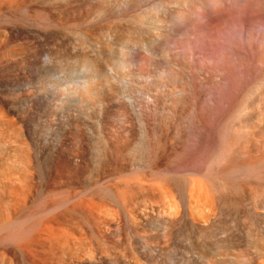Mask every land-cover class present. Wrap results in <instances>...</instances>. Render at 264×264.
<instances>
[{
    "label": "bare ground",
    "instance_id": "obj_1",
    "mask_svg": "<svg viewBox=\"0 0 264 264\" xmlns=\"http://www.w3.org/2000/svg\"><path fill=\"white\" fill-rule=\"evenodd\" d=\"M139 1L0 0V264H185L187 223L207 236L228 205L253 240L226 251L233 264H264V32L250 0ZM124 17L151 21L154 40ZM184 32H212L214 49L196 41L190 56ZM197 238L194 260L219 264Z\"/></svg>",
    "mask_w": 264,
    "mask_h": 264
},
{
    "label": "rangeland",
    "instance_id": "obj_2",
    "mask_svg": "<svg viewBox=\"0 0 264 264\" xmlns=\"http://www.w3.org/2000/svg\"><path fill=\"white\" fill-rule=\"evenodd\" d=\"M142 1V3H140V1H139V6L141 7V8H145V7H147L149 4H151L150 5V7L152 6V4H153V2L154 1H156V0H141ZM144 3V4H143ZM149 3V4H148ZM250 3H251V8H250V18H251V32H264V0H250ZM140 4H142V5H140ZM139 6H137L136 8L137 9H135L136 11H139V10H141L140 9V7ZM149 7H147V9H148ZM143 9H142V11H143ZM150 10V8L148 9V11ZM136 11H135V14H136ZM145 12L147 11V10H144ZM141 14L142 12H137V14H136V16L138 15V14ZM125 18V17H124ZM126 19V20H125ZM124 20L122 19L121 21V23L123 24V25H125V23H126V21H127V17L125 18ZM129 20V19H128ZM134 21V20H133ZM133 21L131 22V20H129V21H127V23H128V25L129 26H131V24L133 23ZM146 21H148L147 23H146ZM145 21V25H141V24H143L144 22H141V23H139V21H134V23H135V25H133V26H136V28H137V33H136V29L133 27V29H135V33H134V35L136 36V37H138L139 39H142L143 37L142 36H144V37H147L148 39L150 38V35L152 34H156V33H154V31H155V29H154V25L152 24V22L151 21H149V20H146ZM136 22H138V23H136ZM127 23H126V25H127ZM133 23V24H134ZM136 24H140L139 25V27H140V30L141 29H143V31L141 30V32H138V30H139V27H138V25H136ZM153 32V33H152ZM185 33V35L187 34V36L184 38V42H185V44H186V39H187V37H188V40H187V46H185V49H187L188 50V54H190V56H191V53H190V48L191 47H193L194 46V44L196 43V41L198 42V43H201V48H203V49H206L207 50V52H211L214 48L213 47H215V43L213 42L212 43V41H211V34H212V32H184ZM208 33V34H207ZM228 33H230V32H228ZM140 34V35H139ZM151 35V38L148 40V39H142V40H145V41H152V40H154V36L155 35H153L152 36ZM73 36V37H72ZM71 37L74 39V36L75 37H78L77 35H72ZM208 36V37H207ZM50 38H48V39H51V41H47V44L49 45L50 43H52L55 39L54 38H52L53 36H49ZM142 37V38H141ZM153 37V38H152ZM192 37V38H191ZM197 37V38H196ZM46 38V39H47ZM54 39V40H53ZM108 39H111V38H108ZM210 40V41H209ZM50 42V43H49ZM162 43H164L163 41H161ZM160 42V43H161ZM51 45V44H50ZM191 45V46H190ZM209 45V46H208ZM214 45V46H213ZM190 46V47H189ZM196 46V45H195ZM198 47V46H197ZM205 47V48H204ZM213 48V49H212ZM117 51H113V53L111 54L112 55V58H109V59H107L106 60V63L104 64V67H103V71H104V73H105V75H107V76H109L110 75V77L113 75V76H119L120 75V73L123 71V70H120V69H123L122 67V63L120 62L121 60H120V57H119V55L116 53ZM141 54H139L140 56H137V58L138 59H146V56H145V54L144 53H142V52H140ZM116 54V56H114ZM137 54V55H138ZM118 55V56H117ZM115 57V58H114ZM111 59V60H110ZM119 59V61H117ZM209 56H207V55H204V57H203V59H202V61H199V63H198V68L202 71L203 70V68H204V66L207 64V63H209ZM115 60V61H114ZM206 60V61H205ZM112 61H113V65H112ZM117 61V62H116ZM119 63V64H117L116 65V63ZM106 64L108 65L107 67H106ZM112 65V66H111ZM202 65V66H201ZM111 67H113L114 68V70H113V68H111ZM116 67H119V68H116ZM143 68V69H142ZM141 69H140V71H141V73H144V75H146V74H151L152 72H153V70L152 69H149V68H145V67H142ZM193 69V70H192ZM110 70H112V71H110ZM124 70H127L126 68H124ZM107 71V72H106ZM146 71V72H145ZM189 71L191 72L190 74H191V76L192 77H195L194 75H196V71H195V69L194 68H190L189 69ZM195 71V72H194ZM116 72V73H115ZM118 73V74H117ZM194 73V74H193ZM115 74V75H114ZM193 74V75H192ZM110 81L111 82H113L114 83V79L113 78H111L110 79ZM112 93V92H111ZM113 95H115L114 94V92L112 93ZM111 94V95H112ZM112 95V96H113ZM96 103H95V101H93L92 103H91V106H89V110L87 109L86 111L87 112H85L84 114H82V115H80L79 116V120H81V124H82V127H85V126H88V125H86L87 123L89 124L90 123V121H91V123L89 124V126L87 127V128H91V127H93L94 126V122H95V117H96V110H97V108H96ZM91 107V108H90ZM88 112L89 113H91V114H88ZM30 114V115H29ZM32 114V115H31ZM84 115V117H82ZM89 115H92V118H94V119H92V118H90V117H88ZM95 115V116H94ZM35 115H34V113H33V111H29L28 112V114H27V120H28V122L30 123V122H32V121H35V117H34ZM94 116V117H93ZM30 117V118H29ZM87 117V118H86ZM90 118V119H89ZM34 119V120H33ZM86 120H90V121H86ZM83 122V123H82ZM86 123V124H85ZM83 125H85V126H83ZM90 125H91V127H90ZM93 125V126H92ZM187 173V174H186ZM185 174H186V177L187 178H189V180L187 179V181H189L188 183V187H189V185H190V187L191 186H193V182H192V180L194 181L197 177H195L196 176V174H195V171L192 169V168H190V167H185ZM192 174H193V176H192ZM189 176V177H188ZM194 178V179H193ZM193 183V184H192ZM189 187V188H190ZM246 197V199H247V196H245ZM229 207H230V210L232 209V207L230 206V205H228ZM228 206H223L222 207V209H221V211H225V213H227L226 211L227 210H224V209H227V208H224V207H228ZM229 209V208H228ZM233 209H234V207H233ZM230 210H228L229 212V214H227L226 215V217H228V218H225V217H223L225 214L224 213H222L221 212V214H223V216L221 217L222 219L223 218H225V220L226 221H224V219L222 220V222L224 221L225 223L223 224V223H221L220 222V225L222 224V226L223 225H226V227H228L229 225H232V226H229L228 227V229L227 228H225V226H223V227H221V230H222V228H223V230L219 233V235H218V230H219V228L220 227H218L217 228V236H216V232L215 233H213L214 231H215V228L214 227H217V225H219L218 223H219V221L221 220H219V221H217V225L216 226H214L213 228H214V231H212L213 230V228L211 229V231H210V233L211 234H215V240H212V239H214V238H209V236H210V233L207 235V236H205L204 234H201L200 235V231H199V227H198V225H195L197 222H193V223H195V224H191L192 222H189V223H187V224H190V226L192 227V228H190L189 227V225H188V227L186 226V223H185V226H186V228H185V264H200V263H202V264H204L203 262L205 261L206 263L205 264H210V263H208V261H206V260H203L202 262H201V260H200V262H199V260H197V262L194 260V255H196V250H197V248L194 246V243L196 242V244H197V240H196V238L198 239V244H200V242L202 243V245H200V247L198 246V245H196L197 247H199V248H201V246H202V249L206 252L207 251V253L209 254V252H210V254H212V255H214V257L216 256V258L218 259L217 261H219V264H221V262L223 263V262H225V264L228 262V264H233V255H231L230 253H232V252H235L237 249H234V248H236V247H238V249H239V247L241 248V246H242V251H245V249H247L248 251L250 250V251H252L251 249H250V246H247V248H246V241H247V245H251V247H252V245L253 244H251V243H253V240L252 239H247L243 234H242V232L243 233H245V230L243 229V227H246V226H244V225H246V222H244V221H242L243 223H241L240 221H241V219H239V218H236L237 216L239 217V215L237 214V213H239L240 214V212H238V211H235V209H234V211L236 212H234V211H230ZM229 215V216H228ZM231 215V216H230ZM233 216H236V217H233ZM234 219H233V218ZM237 219H239L240 221H238ZM230 224H229V223ZM235 222V223H234ZM240 225H239V224ZM227 224H228V226H227ZM193 225H195V227L193 226ZM219 225V226H220ZM234 225V226H233ZM198 227V228H197ZM197 228V229H196ZM230 228V229H229ZM242 228V229H241ZM247 228V227H246ZM224 229H227V230H229V231H227L226 233H225V230ZM257 229H259V228H257ZM261 229V228H260ZM259 229V230H260ZM241 230H243V231H241ZM194 231V232H193ZM200 233H199V232ZM187 232H189V233H187ZM196 232V233H195ZM224 232V233H223ZM193 233H194V235L196 236H194L193 235ZM223 234V236H225V239H224V241H223V239H221V238H223V236H221L222 234ZM229 233H232L231 234V236H229L230 234ZM198 234H199V236H198ZM228 235L229 236V238L230 239H228L227 237L228 236H226V235ZM213 235L211 236V237H213ZM235 236V238L236 239H233V241H232V238ZM201 237V238H200ZM203 237H205V238H203ZM232 237V238H231ZM243 237H244V239H243ZM200 238V239H199ZM203 238V239H202ZM210 240H212V241H215V242H212V244H210V245H208L209 243H211V241H209V239ZM217 238V239H216ZM218 238H219V241H218ZM195 239V240H194ZM229 241H228V240ZM245 239H246V241H245ZM227 240V241H226ZM235 240H238V241H235ZM207 241H209V243L207 242ZM223 241V242H222ZM250 241V242H249ZM205 242H207L206 244H205ZM215 243V244H214ZM249 243V244H248ZM214 244V245H213ZM238 244V245H237ZM240 244V245H239ZM243 244V245H242ZM206 245V246H205ZM217 245V246H216ZM219 245V246H218ZM221 245V246H220ZM230 245V246H229ZM237 245V246H236ZM194 246V247H193ZM210 246V247H209ZM223 246V247H222ZM245 246V247H244ZM194 249H193V248ZM209 248V250L207 249H205V248ZM212 247V248H211ZM228 249H227V248ZM243 247L245 248V249H243ZM214 248V249H213ZM225 250V252L226 251H229L230 253H228V252H226V254H225V252L223 251V249ZM212 249V250H211ZM230 249V250H229ZM232 249V250H231ZM234 250V251H233ZM240 250V249H239ZM247 250H246V255L248 256V255H250V253L249 252H247ZM193 251H195V252H193ZM211 251H217V252H215V253H212ZM223 251V252H222ZM217 253H218V255L221 257V258H219L218 256H217ZM220 253H221V255L223 256L224 255V257H222L221 255H220ZM223 253V254H222ZM228 253V254H227ZM230 254V255H229ZM228 256L229 255V257H226V256ZM196 257V256H195ZM215 258V259H216ZM227 261H225L224 259ZM186 259H187V261H186ZM224 261H223V260ZM194 260V261H193ZM232 260V261H231ZM191 261V262H190ZM192 261H193V263H192ZM230 261V262H229ZM186 262H188V263H186ZM190 262V263H189ZM195 262V263H194ZM254 262V260H251L250 261V264H254L253 263ZM224 264V263H223ZM234 264H237V263H234Z\"/></svg>",
    "mask_w": 264,
    "mask_h": 264
},
{
    "label": "clouds",
    "instance_id": "obj_3",
    "mask_svg": "<svg viewBox=\"0 0 264 264\" xmlns=\"http://www.w3.org/2000/svg\"><path fill=\"white\" fill-rule=\"evenodd\" d=\"M87 72H88V70L87 69H82V74H84V75H86L87 74ZM88 80L87 79H84L83 81H82V84H83V86H85V87H87L88 86Z\"/></svg>",
    "mask_w": 264,
    "mask_h": 264
}]
</instances>
